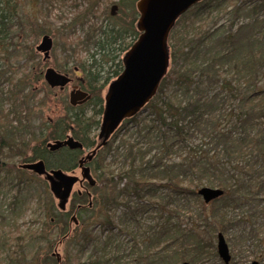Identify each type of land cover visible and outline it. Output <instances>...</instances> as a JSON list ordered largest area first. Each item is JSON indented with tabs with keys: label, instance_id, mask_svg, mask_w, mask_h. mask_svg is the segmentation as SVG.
<instances>
[{
	"label": "trees",
	"instance_id": "trees-1",
	"mask_svg": "<svg viewBox=\"0 0 264 264\" xmlns=\"http://www.w3.org/2000/svg\"><path fill=\"white\" fill-rule=\"evenodd\" d=\"M44 1L50 4L52 10L57 3L68 0ZM71 1V6L78 10V0ZM138 1L120 0L121 15L109 17V24L91 31L85 40L76 39V47V41L72 40L77 36L76 28L78 25L84 27L95 16L96 0L92 8L77 11L72 22L60 28V39L68 51L81 50L83 53L94 41L92 46L96 47V52L81 64L86 78L83 87L90 91L92 99L83 106L67 105L65 118L52 126L49 140H61L71 133L86 149L95 145L92 133L99 130L104 112L102 92L122 74L124 65L120 54L125 55L141 34L137 28L139 13L135 3ZM227 1L204 0L194 6L182 17L187 18L194 12L190 24L186 21L180 25L176 30L180 27L183 30L174 38V29L183 20L176 23L172 37H169L172 50L170 71L157 95L136 117L124 122L111 142L98 151L90 164L97 179L96 187L89 186V190L95 193L91 208L88 197L77 193L73 195L71 204L76 213L63 212L56 208L51 195L48 197L38 192V196H30L36 207V216L31 222L15 223L10 228L0 224V238H3L8 263L124 264V249L117 244L114 230L131 235L135 224H139L138 217L147 211L167 215L166 225L172 221L174 243H181L182 248H197L194 262L198 263L197 258L208 253L206 247L212 245L204 246L201 230L225 232L232 224V214L239 209L240 202L258 196V192L264 189V106L260 107L250 91L243 87L250 85L256 69L264 67V46L251 36L247 46L242 47V33L239 32L251 25L248 22L258 21L264 13V0L231 1L234 5L230 14L236 20L247 18L246 23L241 22L243 25L238 27L237 32L234 31L237 25L232 23L227 35L208 31L191 39V30L197 29L194 25L201 19L204 10L212 8L215 3L225 4ZM17 8L18 4L12 0H0V48L5 49L6 41L16 27L13 20ZM231 42L240 47L224 49ZM258 46L261 49L259 53ZM31 61L35 59L31 58ZM236 68L241 70L237 77L232 71ZM226 72L234 73V77L227 78ZM43 73L41 71L38 78L43 79ZM240 75L246 79L243 84ZM1 78L0 72V88L5 82ZM44 86L47 92H53L46 83ZM21 93L22 90L16 88L6 97L0 89V149L23 156L27 143L18 140V136L24 129L16 124L21 115L16 104ZM7 102L10 108L6 107ZM89 106H92L90 116L85 111ZM133 128L139 138L151 140L150 147L144 149L139 144L127 143L124 137ZM193 138L200 139V146L188 147ZM48 141L33 148V156L23 158V164L44 160L49 169L74 171L83 151H61L58 159L54 160L47 147ZM120 153L124 155L123 162L118 160ZM111 157L113 159L109 160ZM6 169L29 174L32 182L39 180L38 176L16 164L0 161V171ZM19 184L29 186L31 181L23 179ZM202 187L218 188L223 191V197L214 200L209 207L198 195ZM46 188L48 190V185ZM13 204L19 207L17 196ZM208 208L210 211L207 214ZM98 209L109 217L97 221ZM181 209L191 213L192 225L176 223ZM74 216L78 224L71 229L69 220ZM198 222L201 225L196 226ZM152 240H155L154 243ZM152 240L146 251L157 243L159 234ZM63 243L66 244V254L62 261L42 254L45 247L51 249ZM177 250L178 258L175 256V259L179 261L183 259L179 257L183 249ZM88 251L92 255L85 259ZM153 262L150 260L148 264Z\"/></svg>",
	"mask_w": 264,
	"mask_h": 264
},
{
	"label": "rangeland",
	"instance_id": "rangeland-1",
	"mask_svg": "<svg viewBox=\"0 0 264 264\" xmlns=\"http://www.w3.org/2000/svg\"><path fill=\"white\" fill-rule=\"evenodd\" d=\"M12 1L18 4L13 20L16 27L13 28L9 39L6 41L7 46L5 49L2 47L0 48L1 80H5L4 85H2L0 89L4 92L6 97L10 96V91L13 89L15 90L17 88L22 90V93L18 96L16 102L18 110L21 113L16 124H20V127L24 129L23 131L21 130L22 134L18 136V140L25 141L27 146L23 150L25 151L23 156L16 155L11 150L1 148L0 161L8 164L13 163L21 168L23 160L33 156L31 150L39 144L49 140L52 126H54L57 121L65 118L67 114L66 106L70 105L69 100L72 85L66 87L64 91L55 89L50 93L46 91L44 78H38V75L41 71L45 73L48 68L52 67L58 72L64 74L68 73L72 76L76 75L86 80L85 73H83L81 69V64L96 52V47L92 46L94 41L88 44V49L86 51L84 50L83 53L81 50H75L76 52H74L70 49L68 51L62 43V39H60V28L65 24L72 22L77 11H85L87 8H92V3L95 0H78V3L80 4L78 10L71 6L73 3L71 0L65 2L60 0L63 2L61 4L57 3L52 10L50 9V4L46 3L44 0ZM231 1L233 0H229L225 4L215 3L212 8L204 10L201 19L198 20L200 23L197 21L194 25L197 29L195 31L191 30V39L197 38L200 34L204 35L208 31L212 33L218 32L220 34L225 33L227 35L233 24L234 26L237 25L234 28V31L237 32L238 27L243 25H241V22L246 23L247 18L245 17L236 20L234 15L230 14L229 11L234 5ZM119 2L120 0H96V5L94 6L95 16H92L89 23L84 27H80V25L77 26V36L72 40H85L88 38L91 31L98 30L109 24L111 22L109 17L112 18L111 9L115 5L118 7L115 16L119 17L121 15ZM259 12L260 11H258V13ZM249 13L252 14L251 12ZM189 15L190 16L187 18H181L179 20V23L182 20L183 21L181 24L176 25L173 33L174 38L183 30V27L176 30L180 25L186 21L190 24V19L194 16V12ZM59 16H62V18H59ZM248 23L251 25L248 26V28H245L247 30L242 29L239 31L242 33V47L247 46L251 36L255 37V40H258L259 43L264 46V13H262L258 21ZM45 35L51 36L54 40V48L49 60H44V55L36 51V47L41 43V40ZM233 43L234 42L227 43V45L224 46V49L240 47L239 44L237 45ZM76 44L77 41L75 42V47ZM253 50H256V48H253ZM260 50L261 49L258 46V53ZM120 55V59L125 56L124 54ZM258 56L260 57V54H258ZM31 58H34L35 61L32 62ZM96 59L99 61V57H96ZM234 66L238 67V65ZM66 70L68 72H66ZM232 71L236 73L237 77L241 70L240 68H236ZM225 75L229 79L234 77V73L232 72H226ZM254 76L255 78H253L250 85L248 86L246 84L243 85V87L250 91V95L254 98V101L258 102L261 105L260 107H262L264 106V67L260 66L259 69H256ZM7 78L11 79L12 82H8ZM116 79L117 78L112 81ZM241 80L243 84L246 79L241 77ZM108 87L109 85L102 92L104 102ZM19 103L22 107L19 106ZM6 107L10 108L9 102L6 103ZM90 110H92V106L85 108V111L88 112L89 116L91 115ZM135 132L136 131L133 128L131 129V132L124 137L125 140H127V143L139 144V147L144 149L148 148L146 146L150 147L149 144L151 140H148L147 138L143 140L142 138H139ZM99 133L100 127L99 130L92 133L95 145L82 152V155H80L79 158L89 154L94 147L97 146L99 143ZM111 140L112 138L109 142H111ZM120 141L121 140H119V142ZM48 142L54 143L55 140H49ZM200 144V139L193 138L192 141H189L188 147H198ZM152 155H154V153H152ZM152 155L148 158L150 159ZM59 156L60 154H56L53 158L56 159L57 157L58 159ZM123 156V153L119 154V162L124 161ZM111 159L113 158H109V160ZM68 174H74L81 178V170L78 168L73 172H68ZM93 177L97 181L94 174ZM38 178V181L32 182L33 178L29 174L24 175L21 172L11 171L10 169L0 171V224H3L6 228H10L15 223L23 224L29 221L31 222L36 216L34 215V209L36 207L32 204L34 199H31L30 196L34 198L36 194L38 196V192L39 194H46L48 197L51 195L54 199L56 208L59 209L57 206L58 202L52 195L49 184L44 179L40 177ZM23 179L30 180L31 184L29 186L27 184H19ZM44 181L47 184H45ZM163 182L165 183L166 181ZM163 182L161 181L160 183ZM46 185L49 187L48 190ZM78 192L81 194L85 193V189L79 183L74 186L73 195ZM91 194L94 197L95 193L91 191ZM73 195L66 210L71 214L76 213V210L71 207ZM16 196L19 198V207L13 204ZM249 200L240 202L239 209L232 214L231 220H233V222L228 226L229 228L225 232L215 230L213 232L210 231L211 233H209L206 228H204L205 230L202 229L203 231L201 230V239H203L204 246L209 244L212 245L206 247L209 249L208 253L204 254L200 259L197 258L198 263L194 262L195 251L197 248L188 249L184 245L183 247L185 248H182L181 243H178L177 241L174 243L172 221L168 223V226L166 225L167 215H163L164 212L160 214L155 211L144 212L143 215L138 217L137 220L139 221V224H135L131 235L122 232L119 233V230L117 229L114 230V234L117 237V241H115L122 246L126 256L123 263L138 264L139 262H143L144 264H148V261L151 260L154 261L153 264H183L185 262L189 264H225L218 255L217 248V243L219 242L218 236L219 234H222L230 248L232 259L230 264H253L255 262L257 264H264V189L258 192V196H252ZM161 204L163 203L161 202ZM209 204L207 205L209 206ZM174 206L175 205L172 207ZM169 210H171V208ZM122 211L123 210H121V212ZM209 211L210 208L207 209V214ZM165 212L168 213L167 211ZM96 214L99 215V218L97 219L99 222L109 217V214L101 212L100 209L96 211ZM190 215L191 213L188 214L187 211L181 209L180 216L176 217L177 219L175 218V221L180 225L190 226L193 222ZM71 221L72 220H69L70 227L71 229H74L75 226ZM199 223L200 222H198L196 226L201 225ZM117 227L121 228V225H117ZM98 231L100 232V230ZM157 234H159V240L153 245V247L151 246L150 249L148 248L150 251H146V247L147 245H150L152 237ZM3 235L4 234H1V236ZM104 238L105 237H103V239ZM154 241L155 240H152V243H154ZM177 249H183L181 251V256H179L180 259H183L179 261L176 260L178 258L175 253V251H178ZM56 253H58L57 255L62 261L66 254V244H56L51 249L45 247L42 251V254H48L51 257H55L54 254ZM91 253V251H88L85 259L90 257L92 255ZM141 256L142 258L140 259ZM6 257L7 253L3 247V238H0V264H10L6 260Z\"/></svg>",
	"mask_w": 264,
	"mask_h": 264
},
{
	"label": "water",
	"instance_id": "water-1",
	"mask_svg": "<svg viewBox=\"0 0 264 264\" xmlns=\"http://www.w3.org/2000/svg\"><path fill=\"white\" fill-rule=\"evenodd\" d=\"M202 2L204 0H139L137 2L136 7L139 13L137 28L141 34L123 58L122 74L108 87L99 133L100 143L80 161L81 178L61 169L48 171L43 161L23 166L24 169L31 170L39 176H45L60 211L67 210L76 184L88 181L91 187H96L97 181L91 173V168L85 164L107 145L125 120L137 116L157 95L171 65L172 50L169 37L178 20ZM117 10L118 7L113 6L111 14L114 16ZM53 48V38L45 35L36 47V51L44 55V60H49ZM44 78L50 87L61 90L71 83L68 75L57 72L52 67L46 70ZM90 98L87 92L75 87L70 93V104L74 107L83 105ZM63 147H69L72 150L84 149L83 144L73 137L49 144L52 151ZM198 195L206 204H209L223 197V191L213 187H202ZM72 220L78 224L75 216ZM218 238L219 256L225 264H230L232 259L226 239L222 234H219ZM57 257L61 261V258Z\"/></svg>",
	"mask_w": 264,
	"mask_h": 264
},
{
	"label": "flooded vegetation",
	"instance_id": "flooded-vegetation-1",
	"mask_svg": "<svg viewBox=\"0 0 264 264\" xmlns=\"http://www.w3.org/2000/svg\"><path fill=\"white\" fill-rule=\"evenodd\" d=\"M112 10V9H111ZM116 15V14H115ZM115 15L113 16L112 14H111V16H113V17H115ZM56 70V69H55ZM57 71V70H56ZM46 72V71H45ZM58 72V71H57ZM61 73V72H60ZM62 74H64V73H62ZM43 75H45V73H43ZM65 75H68L70 78H71V83L68 85V86H71L72 85V90L76 87L77 89H81V90H83V91H85V92H87L90 96H91V98L89 99V101L92 99V95H91V93H90V91L89 90H87V89H85L83 86H85V84H86V80L85 79H83V78H81V77H79V76H76V75H69L68 73H65ZM44 80H45V78H44ZM113 82V81H112ZM45 83L47 84V82L45 81ZM48 85V84H47ZM110 85V84H109ZM49 86V85H48ZM68 86H66V87H68ZM50 87V86H49ZM66 87L63 89V90H61L60 88H52V87H50L52 90H55V89H59L60 91H64L65 89H66ZM72 90H71V92H72ZM70 92V93H71ZM89 101H87L86 103H84L83 105H85V104H87ZM69 102H70V100H69ZM71 105V104H70ZM83 105H77V107L78 106H83ZM72 106V105H71ZM74 107V106H73ZM76 107V106H75ZM104 108H105V102H104ZM104 113V112H103ZM136 117V116H135ZM102 118H103V115H102ZM102 118H101V123H102ZM130 119H132V118H130ZM127 120H129V119H127ZM126 121V120H125ZM124 121V122H125ZM101 123H100V127H101ZM124 124V123H123ZM122 124V125H123ZM121 125V126H122ZM69 137H73L72 136V134L71 133H68L66 136H65V138L64 139H59V140H55V142L56 141H64V140H67ZM74 138V137H73ZM75 139V138H74ZM77 140V139H76ZM98 140H99V136H98ZM79 141V140H78ZM54 142V143H55ZM81 142V141H80ZM82 143V142H81ZM99 143H100V140H99ZM98 143V144H99ZM49 144H52V143H48L47 144V147H48V150H49V153H50V155H56V154H59V153H62L61 151H66V150H70V151H77V150H72V149H70L69 147H63V148H61V149H59V150H57V151H52L50 148H49ZM83 144V143H82ZM98 144H97V146H98ZM108 144V143H107ZM84 146V145H83ZM97 146L96 147H94V149H96L97 148ZM93 149V150H94ZM102 149V148H101ZM100 149V150H101ZM86 150V148L84 147V149L83 150H81L80 149V151H85ZM92 150V151H93ZM91 151V152H92ZM98 153V152H97ZM88 154H86L85 156H82L81 158H79L78 159V169H80V161L82 160V159H84L86 156H87ZM97 155V154H96ZM96 155H95V157H96ZM94 157V158H95ZM57 158V157H56ZM94 158L92 159V160H90V161H88L85 165L86 166H89L90 168H91V163L93 162V160H94ZM55 159V158H54ZM39 161H43L44 163H45V161L44 160H39ZM39 161H35V162H32V163H27V164H23V165H21V168L22 169H24V167L23 166H25V165H30V164H33V163H36V162H39ZM45 165H46V163H45ZM46 167H47V165H46ZM24 170H28V169H24ZM47 170L48 171H51V170H53V169H49V168H47ZM29 172H31V173H33V174H35L36 176H38V177H40V178H42V179H44L45 181H46V178H45V176H39V175H37L36 173H34L33 171H31V170H28ZM64 171V170H63ZM64 172H66V171H64ZM71 172H73V171H71ZM66 173H68V172H66ZM91 173H92V175H93V172H92V168H91ZM47 182V181H46ZM48 183V182H47ZM81 186L85 189V193H79L78 192V195H80V196H87L88 197V199H89V207L91 208L92 207V200H93V196H92V194H91V191L89 190V186H90V184H89V182L88 181H84L82 184H81ZM91 187V186H90ZM91 188H94V187H91ZM72 198V197H71ZM70 201H71V199H70ZM91 204V205H90ZM58 206V205H57ZM83 206V205H82ZM81 206V207H82ZM84 207V206H83ZM63 212H66V211H63ZM71 222H73V220L71 221ZM72 224H75L74 222L72 223ZM218 244V243H217ZM218 255H219V253H218ZM54 256L56 257V258H58L57 256V254H54ZM58 260H59V258H58ZM224 262V261H223ZM256 263V262H255Z\"/></svg>",
	"mask_w": 264,
	"mask_h": 264
}]
</instances>
